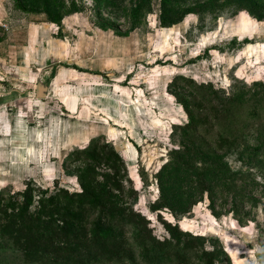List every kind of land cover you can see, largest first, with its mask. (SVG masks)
<instances>
[{"label":"rangeland","instance_id":"1","mask_svg":"<svg viewBox=\"0 0 264 264\" xmlns=\"http://www.w3.org/2000/svg\"><path fill=\"white\" fill-rule=\"evenodd\" d=\"M259 1L51 0L48 12L44 0H0V191L32 181L79 190L70 154L101 136L126 162L134 211L183 252L164 264H207L203 249L213 264H264V146L252 155L264 125L212 163L215 143L184 127L174 91L187 85L169 89L182 75L264 106ZM170 182L192 200L189 211L154 208Z\"/></svg>","mask_w":264,"mask_h":264},{"label":"trees","instance_id":"2","mask_svg":"<svg viewBox=\"0 0 264 264\" xmlns=\"http://www.w3.org/2000/svg\"><path fill=\"white\" fill-rule=\"evenodd\" d=\"M245 1L256 6L260 3ZM44 2L49 12L51 0ZM168 3L162 0L163 5ZM195 11V6L184 8L179 17ZM179 80L187 85L186 93L173 90L188 116L184 127L208 136L211 146L215 143L207 153L212 163L221 157L218 149H226L228 154L250 125H264V106L251 100L256 94L247 97L243 91L223 97L211 84H197L182 75L174 78L169 89ZM263 146H256L252 155L257 157ZM75 154L73 161L80 162L74 168L79 190L43 188L32 181L24 190L11 194L0 191V264H16V259L19 264H164L183 254L171 240L153 236L142 221L143 215L134 211L132 202L138 192L123 156L112 144L99 136L70 155ZM174 180L180 182L177 177ZM205 183L203 179V187ZM158 201L155 209L169 207L187 212L192 206V200L184 198L183 188L171 182L164 184V195ZM197 256L213 264L212 251L203 249Z\"/></svg>","mask_w":264,"mask_h":264}]
</instances>
